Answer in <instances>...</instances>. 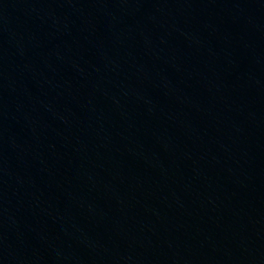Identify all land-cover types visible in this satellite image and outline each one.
I'll list each match as a JSON object with an SVG mask.
<instances>
[{
    "label": "water",
    "instance_id": "95a60500",
    "mask_svg": "<svg viewBox=\"0 0 264 264\" xmlns=\"http://www.w3.org/2000/svg\"><path fill=\"white\" fill-rule=\"evenodd\" d=\"M0 264H264V0H0Z\"/></svg>",
    "mask_w": 264,
    "mask_h": 264
}]
</instances>
